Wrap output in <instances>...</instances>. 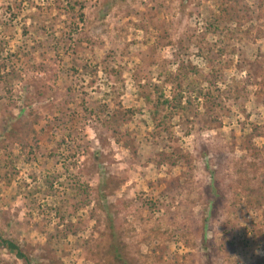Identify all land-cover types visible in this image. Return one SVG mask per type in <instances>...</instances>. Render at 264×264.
<instances>
[{
    "label": "rangeland",
    "instance_id": "374dc122",
    "mask_svg": "<svg viewBox=\"0 0 264 264\" xmlns=\"http://www.w3.org/2000/svg\"><path fill=\"white\" fill-rule=\"evenodd\" d=\"M0 264H264V0H0Z\"/></svg>",
    "mask_w": 264,
    "mask_h": 264
},
{
    "label": "trees",
    "instance_id": "16d2710c",
    "mask_svg": "<svg viewBox=\"0 0 264 264\" xmlns=\"http://www.w3.org/2000/svg\"><path fill=\"white\" fill-rule=\"evenodd\" d=\"M0 244L11 254H14L16 257H18L21 260H24V262H26V255L24 254V252L22 251V249L20 248V246L10 240V239H6L2 236H0Z\"/></svg>",
    "mask_w": 264,
    "mask_h": 264
}]
</instances>
